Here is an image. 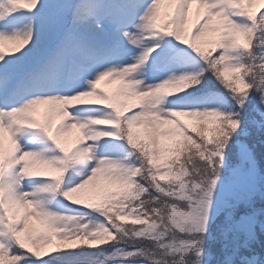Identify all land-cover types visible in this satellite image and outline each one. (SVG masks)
I'll return each mask as SVG.
<instances>
[{
    "label": "snow or ice",
    "instance_id": "6c2138e0",
    "mask_svg": "<svg viewBox=\"0 0 264 264\" xmlns=\"http://www.w3.org/2000/svg\"><path fill=\"white\" fill-rule=\"evenodd\" d=\"M0 264H264V0H0Z\"/></svg>",
    "mask_w": 264,
    "mask_h": 264
},
{
    "label": "trees",
    "instance_id": "16d2710c",
    "mask_svg": "<svg viewBox=\"0 0 264 264\" xmlns=\"http://www.w3.org/2000/svg\"><path fill=\"white\" fill-rule=\"evenodd\" d=\"M260 150L259 146H258V151Z\"/></svg>",
    "mask_w": 264,
    "mask_h": 264
}]
</instances>
